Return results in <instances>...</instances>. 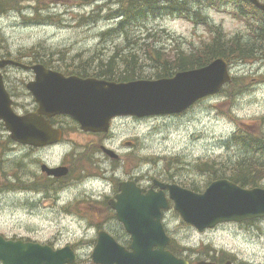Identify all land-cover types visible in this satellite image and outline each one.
<instances>
[{
	"label": "rangeland",
	"instance_id": "1",
	"mask_svg": "<svg viewBox=\"0 0 264 264\" xmlns=\"http://www.w3.org/2000/svg\"><path fill=\"white\" fill-rule=\"evenodd\" d=\"M84 1L86 0H46L44 4L49 8L45 13H40L42 15L51 14V19L46 21H43L33 8L34 5L38 7L42 5L30 0H23L24 13L12 10L0 13V35L6 40L11 56L15 57L24 53L20 59L28 61L29 57L26 54L30 53L31 47L36 45L44 46L49 51L60 49L70 55L76 53L89 55L97 50L108 52L114 44L120 46V41H125L122 36L110 35L104 40L100 36L103 31L116 23L115 19H110L111 16H108L115 9L112 7L116 5L114 1L107 0L100 4L95 3V0ZM31 10L34 12L33 16ZM237 11L242 10L233 8V5H230L228 9H225V6L221 9L215 7L205 9L211 23L222 26L226 34L241 33L245 37L252 29L246 18H239L235 14ZM23 14L32 16V19H24ZM241 14L243 16V13ZM36 20L39 21L36 22ZM137 26L132 27L135 28V33L130 35L137 36L134 42L141 50L144 46L142 37L154 31H159L164 35L166 32L162 28L169 30L170 35L183 41V47L187 49L191 48V42L195 47L202 40H208L210 35V31L204 26L169 16L156 20L150 18L144 24ZM115 38L121 39L115 41ZM168 38L164 37L158 46H163ZM149 40L147 43L150 45ZM153 70V67H149L145 71L149 73ZM232 75L243 77V83H238L246 85L238 93L236 91L232 101L219 93L201 100L180 116L149 119V122L142 123L140 132L133 124L118 128L119 139L125 140L140 135L141 173L159 175L166 170L162 158H180L181 165L184 164V166L179 164L177 170L172 167L174 171L176 170L175 172L179 171L180 176L176 177L178 183L188 188L204 191L208 181L211 180L210 176H207L209 173L205 175L195 170L192 164L195 165L196 161L203 159L206 162H212L214 167L215 164L220 167L223 162H235L248 155L245 148L236 144V146L229 145L230 143L226 144V142L239 128L260 127L264 129V57L254 63L232 65ZM6 136L8 137L9 133L5 127L1 126L0 121V140L5 141ZM66 149L67 146L61 144L45 157L51 164H58ZM9 155L0 147V167L4 171L3 173L0 171V234L9 239L51 243L54 247L70 244L77 251L79 262L82 264L93 262L94 245L91 242L97 236L95 223L101 222L104 218L66 215L60 211L56 203V210L53 212L48 210L47 214H33L24 207L23 197L20 194L12 196L3 190L5 171L10 168ZM71 196L74 195L62 194L63 198ZM46 204L48 206L54 203L51 201ZM47 206L43 209H49ZM115 221L110 228L122 230V226ZM167 229L176 239V246L199 248V252L191 253L194 257L205 255L210 246L212 248L224 246L228 250L241 251L242 254L252 248L247 241L243 240L242 234H238L233 224H226L214 230L199 231L185 223L174 208L168 214ZM118 237L122 243L126 241L122 232H118ZM184 253L185 250L181 252V255Z\"/></svg>",
	"mask_w": 264,
	"mask_h": 264
},
{
	"label": "water",
	"instance_id": "2",
	"mask_svg": "<svg viewBox=\"0 0 264 264\" xmlns=\"http://www.w3.org/2000/svg\"><path fill=\"white\" fill-rule=\"evenodd\" d=\"M264 12V2L248 0ZM8 65L26 66L12 58H0V120L18 143L44 146L57 141L60 131L49 119L69 114L84 130L107 131L116 115L140 117L180 113L197 100L217 94L232 79L231 66L222 57L205 66L177 72L172 77L139 79L128 82L94 77L65 76L33 64L36 78L28 83L39 104L36 112L17 113L7 91L1 69ZM43 169L53 175H65L66 167ZM162 189L138 187L133 181L120 184L121 192L111 201L118 220L131 236L129 248L105 230H99L92 259L96 264H189L167 247L173 239L162 223L169 200L182 219L202 231L224 222H242L264 216V187L245 188L229 179H216L202 192L155 180ZM1 264H78V255L70 244L54 248L48 243L8 239L0 234ZM199 264H213L201 261Z\"/></svg>",
	"mask_w": 264,
	"mask_h": 264
},
{
	"label": "flooded vegetation",
	"instance_id": "3",
	"mask_svg": "<svg viewBox=\"0 0 264 264\" xmlns=\"http://www.w3.org/2000/svg\"><path fill=\"white\" fill-rule=\"evenodd\" d=\"M261 1L264 2V0ZM242 4L248 5L245 15H253V7L255 6L246 0H242ZM199 7L202 6L199 5ZM236 9L239 10L238 7ZM174 45L166 43L164 47L159 49V52L166 54L174 53L176 55L191 51L184 48H174ZM153 64L157 66L155 61ZM46 67L61 72L65 76L77 75L67 71L69 68H73V66ZM89 67L96 69L104 68V66L93 64L89 65ZM124 67H126L125 64L120 66V68ZM107 70H109V67H107ZM2 74L5 86L13 100L14 109L22 114L36 112L39 109V104L27 86L28 83L36 78L33 65L8 66L2 70ZM80 77H95L107 81L126 82L119 81V78L108 79L105 76L91 75ZM183 113L185 114L186 112ZM183 113L154 115L150 117L117 115L111 119L110 127L107 131L84 130L81 128L80 123L69 114L53 115L49 117L51 125L62 132L60 140L57 143L46 146H34L16 143L10 136L7 137V154L9 153V157L11 158L9 161L10 168L7 171L9 183L7 193L12 196L20 194L23 197L24 207L29 209L33 214H47L48 210L53 212L56 210V205H58L60 211L66 215L94 216L104 218L105 220L107 217H117V212L113 209L111 201L116 200V195L121 192L120 184L122 182L133 181L138 187L144 188L145 191L149 189L159 191L162 189L159 184H155V180L161 183H175L182 186L178 183L177 178L173 179L172 177V175L180 176L179 171L171 172L164 170L159 175L141 173L140 135H135L133 138L125 140L119 139V134H117L118 128L133 124L140 132L142 123L149 122V119L177 117ZM61 144H65L67 149L62 154L58 164H51L45 155L50 154ZM43 164H47L50 167H66L67 173L60 176L50 174L47 170L43 169ZM227 164L237 168L243 165L258 166L260 163L258 161L242 162L238 160L227 162ZM132 171L137 172L132 174ZM230 180L234 181L233 179ZM263 183L264 177L260 184L264 185ZM192 190L199 191L196 188ZM163 191L169 200L170 207L163 210L162 223L167 234L172 237L167 229V217L173 209V202L169 196L168 188H163ZM62 194L74 196L63 198ZM64 199L66 200L62 203L61 201ZM51 201L54 204L47 206L46 202ZM46 206L49 209H43ZM50 206L53 207L50 208ZM226 224H233L237 228L238 234H242L243 240L247 241V244L252 248L242 254L241 251L228 250L224 246H214V248L210 246V250L208 248V252L205 255L201 254L194 257L191 253L199 252V248H188L182 245L176 246L175 238H173V242L169 245V248L172 247L170 249L176 252L185 250V253L181 257L186 259L189 264H199L201 261H209L213 264H264V216L247 219L242 222L220 223L211 230ZM107 231L109 232V230ZM95 241L96 239L93 240V245Z\"/></svg>",
	"mask_w": 264,
	"mask_h": 264
},
{
	"label": "trees",
	"instance_id": "4",
	"mask_svg": "<svg viewBox=\"0 0 264 264\" xmlns=\"http://www.w3.org/2000/svg\"><path fill=\"white\" fill-rule=\"evenodd\" d=\"M38 2L41 7L33 6L34 10L39 13V16L43 21L51 19V14L45 13L49 8L46 4V0H30ZM74 1V0H71ZM93 0H86L84 2H90ZM107 0H95V3H104ZM116 5L111 14L110 19H115L116 23L103 31L100 36L103 40L114 35L116 37H123L125 41H120L121 38H115V41H120V46L114 44L110 51L104 52L103 50H97L92 54L86 55L85 53H76L70 55L63 50L49 51L44 46H32L30 53L26 54L29 57L28 61H22L20 57L22 53L12 57L10 54L9 46H6V40L0 35V58H14L15 60L22 61L24 63H42L46 66H73L67 71L75 73L80 76H105L108 79L119 78V81H130L136 79H159L164 77H171L179 71L190 70L207 65L212 60L218 57L226 59L229 64L234 66L235 64H249L254 63L257 60L264 57V13L253 7V15L246 16L247 4H242V0H113ZM23 0H0V13L12 11L23 12ZM46 5V6H45ZM203 6L202 7H199ZM230 5L233 8L238 7L241 13L237 11L235 14L239 18H246L248 24L251 26L252 31L248 35H242L237 33L234 35H228L224 32L222 26H217L211 23L208 15L204 13L203 9L206 7H215L221 9L225 6L228 9ZM241 7V9H240ZM24 13V12H23ZM32 16L34 12L31 10ZM164 15H172L176 17H183L196 24L204 25L207 30L210 31L209 39L202 40L197 46L190 49V52H183L179 54H166L159 52V49L164 47L158 46V43L163 41L166 37L172 39L175 42L174 48L182 49L183 44L174 38L173 35L165 33L164 35L159 31L150 32L146 37H142L143 44L141 49L135 45L137 36L133 37L135 28L139 24H144L148 19L157 18ZM26 14H23L24 19H32ZM39 20H36L38 22ZM138 27V26H137ZM149 30H152L149 28ZM125 34L127 35L125 37ZM172 36V37H171ZM171 37V38H170ZM150 39V40H149ZM160 39V40H159ZM150 41V45L147 41ZM127 43V44H123ZM178 43V44H176ZM110 52V55L108 53ZM141 59V61L139 60ZM157 66H154L153 62ZM101 65L104 68L96 69L90 68L89 65ZM122 64L126 67L120 68ZM109 67V70H107ZM149 67H153L152 72H146ZM146 68V69H143ZM243 77L233 76L232 80L225 85L220 93H222L227 100L232 101L237 91L245 88L243 83ZM239 82V83H238ZM3 127V124L1 123ZM229 145H239L246 149L248 155L243 157L240 161H258V166H240L235 167L228 165L227 161L221 163L218 167L211 164L212 162H206L203 159L196 161L192 166L195 170L203 172L205 175L209 173L211 180L208 181V186L213 180L221 177H227L231 175L230 179L238 182L241 186L246 187H259L264 177V129L257 128H239L237 132L233 134L230 140L226 142ZM236 144V145H235ZM3 146V147H2ZM0 147L7 154V136L6 140H0ZM165 162L166 170L173 172L174 167L176 170L179 168V164H182L180 158H162ZM217 162V161H216ZM189 165V164H188ZM181 166H184L181 165ZM235 169V170H234ZM175 170V171H176ZM233 170V171H232ZM1 173L3 169L0 167ZM236 171V172H235ZM235 173V174H232ZM171 176V175H170ZM173 179H176V175H172ZM171 178V177H170ZM6 182V183H5ZM262 186V185H261ZM9 183L7 178V171H5L3 190L8 191ZM116 220V221H115ZM104 221V222H103ZM113 221L119 223L122 226V230H113L110 227L113 225ZM98 229H107L109 232L120 242L118 232H122L126 237V241L123 245L130 244V236L123 228V225L117 220V217H108L101 222L95 223ZM109 226V227H107ZM172 249V247H170ZM176 255H181V252L173 251ZM82 264V262H80ZM90 264H95L92 261Z\"/></svg>",
	"mask_w": 264,
	"mask_h": 264
},
{
	"label": "bare ground",
	"instance_id": "5",
	"mask_svg": "<svg viewBox=\"0 0 264 264\" xmlns=\"http://www.w3.org/2000/svg\"><path fill=\"white\" fill-rule=\"evenodd\" d=\"M178 19V18H177Z\"/></svg>",
	"mask_w": 264,
	"mask_h": 264
}]
</instances>
